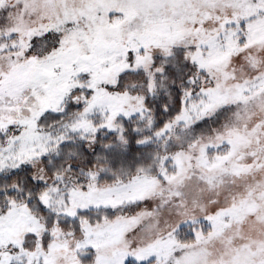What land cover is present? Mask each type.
<instances>
[{
    "label": "snow or ice",
    "instance_id": "snow-or-ice-1",
    "mask_svg": "<svg viewBox=\"0 0 264 264\" xmlns=\"http://www.w3.org/2000/svg\"><path fill=\"white\" fill-rule=\"evenodd\" d=\"M0 264H264V0H0Z\"/></svg>",
    "mask_w": 264,
    "mask_h": 264
}]
</instances>
